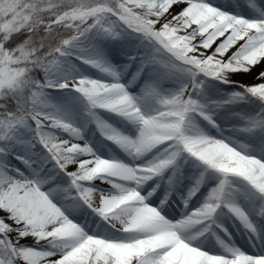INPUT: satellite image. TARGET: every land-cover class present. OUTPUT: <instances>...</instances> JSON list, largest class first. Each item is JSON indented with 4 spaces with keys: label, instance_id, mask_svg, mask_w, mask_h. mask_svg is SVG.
<instances>
[{
    "label": "snow or ice",
    "instance_id": "6c2138e0",
    "mask_svg": "<svg viewBox=\"0 0 264 264\" xmlns=\"http://www.w3.org/2000/svg\"><path fill=\"white\" fill-rule=\"evenodd\" d=\"M0 264H264V0H0Z\"/></svg>",
    "mask_w": 264,
    "mask_h": 264
},
{
    "label": "bare ground",
    "instance_id": "6f19581e",
    "mask_svg": "<svg viewBox=\"0 0 264 264\" xmlns=\"http://www.w3.org/2000/svg\"><path fill=\"white\" fill-rule=\"evenodd\" d=\"M258 70V69H257ZM245 77V76H244ZM242 77L240 76V78L237 76V77H234V79H238V80H243L244 82H251V79L250 77Z\"/></svg>",
    "mask_w": 264,
    "mask_h": 264
},
{
    "label": "rangeland",
    "instance_id": "374dc122",
    "mask_svg": "<svg viewBox=\"0 0 264 264\" xmlns=\"http://www.w3.org/2000/svg\"><path fill=\"white\" fill-rule=\"evenodd\" d=\"M239 78H240V76H238ZM242 77H244V76H242ZM245 78V77H244Z\"/></svg>",
    "mask_w": 264,
    "mask_h": 264
}]
</instances>
